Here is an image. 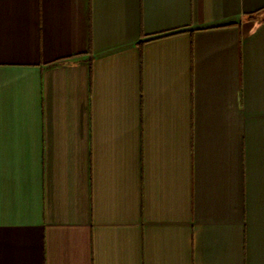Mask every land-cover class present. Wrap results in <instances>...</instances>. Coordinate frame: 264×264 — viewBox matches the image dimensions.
Masks as SVG:
<instances>
[{"label": "crops", "instance_id": "1", "mask_svg": "<svg viewBox=\"0 0 264 264\" xmlns=\"http://www.w3.org/2000/svg\"><path fill=\"white\" fill-rule=\"evenodd\" d=\"M0 264H264V0H0Z\"/></svg>", "mask_w": 264, "mask_h": 264}]
</instances>
